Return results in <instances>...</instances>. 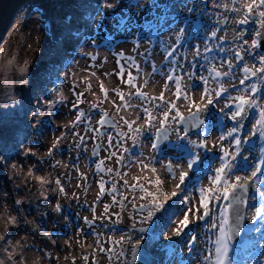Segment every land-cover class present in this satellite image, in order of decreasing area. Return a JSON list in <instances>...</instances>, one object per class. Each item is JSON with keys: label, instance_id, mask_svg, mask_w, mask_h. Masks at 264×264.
Returning <instances> with one entry per match:
<instances>
[{"label": "clouds", "instance_id": "1", "mask_svg": "<svg viewBox=\"0 0 264 264\" xmlns=\"http://www.w3.org/2000/svg\"><path fill=\"white\" fill-rule=\"evenodd\" d=\"M5 128L0 264H264V0L25 7Z\"/></svg>", "mask_w": 264, "mask_h": 264}, {"label": "rangeland", "instance_id": "2", "mask_svg": "<svg viewBox=\"0 0 264 264\" xmlns=\"http://www.w3.org/2000/svg\"><path fill=\"white\" fill-rule=\"evenodd\" d=\"M46 5H50V11L54 19L57 17H63L64 13L68 11H72V5L74 4V0H44ZM57 5H61V7L58 9L56 8ZM23 7L22 9H24ZM28 8V7H27ZM20 9V11L22 10ZM29 10V9H28ZM7 10H4V12ZM20 11H17L14 15L13 10H10L6 15L4 14L1 16V23H0V38L3 37L4 32L7 30L8 26L13 22L14 17H16ZM3 14V11L1 12ZM30 13V12H29ZM5 19V21H4ZM113 23H116L114 20ZM2 31V33H1ZM48 46L47 39L45 40V48ZM41 59H43V54ZM122 63V61H121ZM118 70V69H117ZM130 71H134L133 69H129ZM0 133H2L4 136L10 135L9 129L5 128L3 130H0ZM103 154V153H102Z\"/></svg>", "mask_w": 264, "mask_h": 264}, {"label": "snow or ice", "instance_id": "3", "mask_svg": "<svg viewBox=\"0 0 264 264\" xmlns=\"http://www.w3.org/2000/svg\"><path fill=\"white\" fill-rule=\"evenodd\" d=\"M141 191H143L145 193L146 196H149V197H153L155 198L156 196V193L154 192H151V191H148L146 189H141ZM225 196H227V191H225ZM148 207L147 205H142L141 206V210H143L144 208ZM186 222V221H185Z\"/></svg>", "mask_w": 264, "mask_h": 264}, {"label": "bare ground", "instance_id": "4", "mask_svg": "<svg viewBox=\"0 0 264 264\" xmlns=\"http://www.w3.org/2000/svg\"><path fill=\"white\" fill-rule=\"evenodd\" d=\"M23 5H24V4H23ZM22 7H23V6L18 7L17 10L14 12V15H15V13H16L17 11H20V9H21Z\"/></svg>", "mask_w": 264, "mask_h": 264}, {"label": "trees", "instance_id": "5", "mask_svg": "<svg viewBox=\"0 0 264 264\" xmlns=\"http://www.w3.org/2000/svg\"><path fill=\"white\" fill-rule=\"evenodd\" d=\"M1 2H2V1H1ZM6 2H7V1H6ZM4 3H5V2H4ZM4 3H3V4H4ZM0 5H1V3H0Z\"/></svg>", "mask_w": 264, "mask_h": 264}]
</instances>
